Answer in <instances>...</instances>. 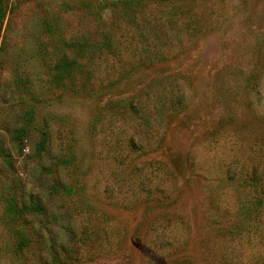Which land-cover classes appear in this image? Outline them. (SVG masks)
I'll list each match as a JSON object with an SVG mask.
<instances>
[{"label":"rangeland","instance_id":"rangeland-1","mask_svg":"<svg viewBox=\"0 0 264 264\" xmlns=\"http://www.w3.org/2000/svg\"><path fill=\"white\" fill-rule=\"evenodd\" d=\"M2 2L0 264H264V0Z\"/></svg>","mask_w":264,"mask_h":264},{"label":"trees","instance_id":"trees-1","mask_svg":"<svg viewBox=\"0 0 264 264\" xmlns=\"http://www.w3.org/2000/svg\"><path fill=\"white\" fill-rule=\"evenodd\" d=\"M5 7L6 5H4L3 2L0 3V22L4 17ZM22 84L24 85V83L18 81L15 88L20 89L22 87ZM23 87L26 88L25 86ZM27 110L29 112L27 111L28 115L26 116V121H24L26 125L16 129L15 133H17V139H15V137L14 139L21 143L24 136H28L32 130H37L40 136V140L37 143L39 147L37 153L38 156H40L41 152L46 151L49 146L50 135L46 123L43 121L42 123L36 124V116L34 114V111L30 109ZM5 154L6 157H8L7 153ZM63 191H66V189H63ZM8 195L9 196H3V201L5 204L4 215L6 216L4 222H6L9 232L15 238L13 246L14 254L16 256H23L24 252L31 245V242L35 235V231L30 235L28 231L24 229L23 226H21V219L25 220L29 218L30 215H32L33 217L44 216L46 213V206L43 202L42 196L38 193H36V195L32 193L28 194L26 199H17L14 194Z\"/></svg>","mask_w":264,"mask_h":264}]
</instances>
